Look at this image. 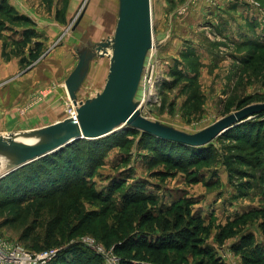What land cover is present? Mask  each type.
<instances>
[{"label":"rangeland","instance_id":"obj_1","mask_svg":"<svg viewBox=\"0 0 264 264\" xmlns=\"http://www.w3.org/2000/svg\"><path fill=\"white\" fill-rule=\"evenodd\" d=\"M151 7L154 41L136 98L145 118L195 134L248 106L264 104V55L248 45L264 43V0H151ZM118 14L119 0H81L70 20L62 11L56 14V20L67 26L63 31H55V36L51 33L54 39L48 40V32L35 30L39 37L24 47L26 29H19L25 28L24 23L4 17L0 69L10 66L13 71L17 65V71L0 80V87L20 77H26L28 88L34 87L24 108L30 125L19 129L1 127L0 135L35 131L59 113L62 118L69 117L76 106L69 98L66 82L79 64V54L114 37ZM38 43L41 45L37 46ZM109 68L108 56L93 58L77 93L78 107L80 102L103 91ZM244 102L248 104L243 107ZM37 113H42V117ZM233 134L213 142L212 157L208 151L198 152L201 156L197 158L191 152L178 153L169 145L148 143L141 134L131 138L129 148L111 144L102 164L95 165L92 175L86 177V185L69 195L65 192L32 196L41 194L44 188L30 173L32 170L26 169L14 179L0 183V236L25 249H45L61 241L78 244L88 256H98L101 264H120L114 248L106 242L117 212L103 200L110 196L111 188L120 185L111 196L119 209L124 193L129 191H141L156 199L148 205L153 216L174 202L186 201L192 216L203 218L204 226L211 228L207 244L216 250L217 257L224 264H242L231 248L243 234L252 236L264 248L262 216L241 226L239 233L222 247L215 238L228 222L244 213L264 209V181L235 160L242 156L250 161L255 153L264 161V140L263 151H239L235 149L238 142L231 139ZM157 148L165 151L160 153ZM206 159L208 163L204 162ZM9 163L7 169L0 170V176L13 169ZM229 163L242 174L231 176L226 166ZM86 169L84 166V174H90ZM48 177L49 181L54 179ZM27 181L34 184L26 187ZM23 191L27 195H22ZM29 196L33 198L24 199ZM141 218L137 219L138 224ZM185 258V264L201 260L194 258L191 251Z\"/></svg>","mask_w":264,"mask_h":264},{"label":"trees","instance_id":"obj_2","mask_svg":"<svg viewBox=\"0 0 264 264\" xmlns=\"http://www.w3.org/2000/svg\"><path fill=\"white\" fill-rule=\"evenodd\" d=\"M0 16V30L5 25L4 17H12L15 23H24L23 27L26 29L24 30L26 31L24 36L27 37L22 42L23 47L39 37L34 29V22L29 18L19 16L5 1L0 3ZM28 27L32 30L27 31ZM40 45V43L37 44V46ZM248 45L257 48L256 50L264 55V43L254 42ZM36 58L37 54L33 55V59ZM176 75L182 77V79L184 78L180 73ZM246 104L248 102L242 103V106L244 107ZM232 132L235 134L231 139L239 144L235 149L239 148V151H247V149L255 152L263 151L261 141L264 140V113L257 114L251 121L227 131L217 141L225 136L231 137ZM140 134L144 140H148V143L169 145L179 150L178 153L182 151L184 153L185 151L191 152L197 158L201 156L198 152L208 151V154L212 157L211 151L214 149V143L206 147H192L125 127L123 130L98 140H78L54 154L18 169L0 180V183L12 177L14 179L18 174L21 175L23 171L30 169L32 170L30 172L32 176L38 178L37 181L41 189L44 188L41 194L37 192L32 196L36 198L48 197L65 192H68V195L72 194L77 187H81L83 184L86 185V177L92 175L95 165L102 164L111 144L120 146V148L125 146L129 148L132 143L131 138H135ZM108 138H111V140H106ZM162 150L157 148L160 153ZM208 154L206 155L208 156ZM251 155L253 158L250 161L242 156H237L235 160L241 167H248L258 173L257 179L264 181V161L260 159V155L258 157L255 153ZM204 162L208 163L207 159ZM84 166L87 167L86 172L90 174H84ZM226 166L231 176L242 174L234 169L230 163ZM48 176H53L54 179L49 181ZM33 184L34 182L31 181L25 182L26 187H31ZM119 186L111 188L108 191L110 196L108 198L103 197V200H106V203L109 202L108 205L111 203L113 205H111V209L117 212L116 222L110 231L109 240L106 242L109 241L110 244L108 245L114 248L115 254L120 259V264H185L187 262L185 254L190 251L194 258L201 259L195 264H224L221 258L217 257L216 250L207 244L211 237V228L204 226L205 221L203 218L192 216L190 204L186 201L174 202L168 209L161 211L158 216H153L148 209V205L154 203L156 199L146 196L141 191L135 193L129 191L124 193L122 208L119 209L111 197L119 190ZM5 191H8V189ZM22 195H27L26 191H23ZM32 196L24 199H31ZM260 216L264 219V209L244 213L235 220L228 222L225 228H222L216 235V244L222 247L227 240L239 233L241 226H246L249 220ZM136 217H142L139 224ZM260 227L264 235V221ZM56 243L55 246H66L51 264H101L98 256L92 254L88 256L78 244H69L63 241L59 244ZM55 246L50 245L45 249H27L31 252H42L55 248ZM231 249L235 256L240 257L242 264H264V248L252 236L243 234L239 242L234 244Z\"/></svg>","mask_w":264,"mask_h":264},{"label":"water","instance_id":"obj_3","mask_svg":"<svg viewBox=\"0 0 264 264\" xmlns=\"http://www.w3.org/2000/svg\"><path fill=\"white\" fill-rule=\"evenodd\" d=\"M152 47L151 0H119L114 37L90 50H83L79 54L77 68L66 82L69 98L76 106V119L68 117L29 132L41 139L33 144L17 141L12 135H0V154L8 157L13 166V169L0 176V180L78 140H98L125 127L187 146L206 147L227 131L264 113V104L248 106L195 134L145 118L136 98ZM96 56L110 58L105 87L96 97L80 102L78 107L77 93Z\"/></svg>","mask_w":264,"mask_h":264},{"label":"crops","instance_id":"obj_4","mask_svg":"<svg viewBox=\"0 0 264 264\" xmlns=\"http://www.w3.org/2000/svg\"><path fill=\"white\" fill-rule=\"evenodd\" d=\"M4 1L7 2L19 16L31 19L35 24V30H38L39 32H48L46 37L48 40L50 39V41L54 39H51V37L52 34L55 36V31H63L67 26V23H61L56 20V14L62 11V14H65L66 16V19L70 20L81 3V0H61L52 5L49 3V0H0V3ZM19 29L22 30L25 28ZM19 35L21 37L22 34ZM47 67L48 69H51V64ZM9 69L10 66L1 67L0 80L7 79L12 75L11 72H16L17 65L16 67H13V71ZM60 72L61 71L58 70L57 73L59 74ZM33 87L34 85L31 86V88H28V80L26 81V77H20L17 80L0 87V128L13 126L19 129L26 127L28 122L25 118L26 115L24 108L26 107L28 95L31 93ZM35 115L36 114H34V119L36 118ZM61 115L62 113H59V115L50 120V123H47L45 126L62 121L66 118H62ZM37 116L42 117V113H37ZM34 119H31L30 121H33Z\"/></svg>","mask_w":264,"mask_h":264},{"label":"built area","instance_id":"obj_5","mask_svg":"<svg viewBox=\"0 0 264 264\" xmlns=\"http://www.w3.org/2000/svg\"><path fill=\"white\" fill-rule=\"evenodd\" d=\"M73 109L72 107L69 117L77 116L76 108ZM63 250L64 247H60L47 249L42 252H31L26 250L21 244L6 240L0 236V264H51Z\"/></svg>","mask_w":264,"mask_h":264},{"label":"bare ground","instance_id":"obj_6","mask_svg":"<svg viewBox=\"0 0 264 264\" xmlns=\"http://www.w3.org/2000/svg\"><path fill=\"white\" fill-rule=\"evenodd\" d=\"M139 108H141V105L139 106ZM76 117L77 116H71V118H74V119H76ZM11 135L13 136L15 140L24 142V143H29V144L37 143L41 140L38 136L33 135L32 133H29V132L16 133V134H11ZM8 136H9L8 134L4 135V137H8ZM9 162H10V159L8 157L0 154V170L7 169L8 165L10 164Z\"/></svg>","mask_w":264,"mask_h":264}]
</instances>
